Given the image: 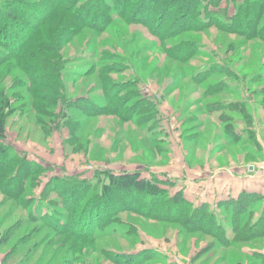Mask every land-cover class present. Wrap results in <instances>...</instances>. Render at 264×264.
Listing matches in <instances>:
<instances>
[{"label":"rangeland","instance_id":"1","mask_svg":"<svg viewBox=\"0 0 264 264\" xmlns=\"http://www.w3.org/2000/svg\"><path fill=\"white\" fill-rule=\"evenodd\" d=\"M21 1L0 0V5L10 11L12 5ZM240 2L219 0L218 8L209 9L225 11L231 17ZM261 14L264 17V6ZM70 41L61 47L67 68L64 84L68 97L87 95L101 101L103 93L95 89L99 79L80 75L105 51L126 64L123 74L111 78H136L137 89L155 107L157 116L149 126L139 128L136 120L125 121L114 115L87 117L72 111L69 115L82 125L72 131L61 122L56 123L47 138L40 128L34 127L32 114L30 122L25 120V113L18 121L16 115L11 117L3 132V142L25 153L28 161L43 170L27 195L30 203L27 210L19 206V199L0 196V239L18 224L0 248V264H134L140 260L143 264H264V237L219 246L215 237L205 233L186 232V228L176 223L123 212L115 216L118 225L114 224L107 233H98V239L92 241L29 220L28 212L39 206L40 216L46 217L52 211L62 218L68 215L61 206L63 201L47 187L50 181L73 177L91 181L96 172L114 175L137 172L145 180L156 177L157 183L161 181L160 188L169 196L182 193L190 201L187 194L190 192L193 197L190 203L207 204L217 212L216 220L220 222L230 221V217L221 213L218 205L243 193L262 196L257 205L264 206L263 39H245V35L216 27L186 32L177 36L175 42L194 44L201 54L182 63L165 55L159 40L144 27L120 21H115L98 37L87 35ZM91 44L96 52L88 48ZM209 66L226 68L230 76L217 75L201 82V77L192 79ZM219 82L225 85L219 87L222 92L205 96V87ZM8 83L7 80L3 84L5 91ZM132 103L133 100L129 105ZM227 104H233L227 112L208 111L212 105ZM152 123L155 127H151ZM148 128L151 130L147 131ZM232 131L234 140L242 134L243 140L238 144L227 143L225 139V133ZM244 144L253 150L243 148ZM207 185L210 187H203ZM44 191L46 195L41 201ZM84 201L78 202L79 209ZM80 211L74 214V219ZM257 215L258 209L248 221L258 218ZM226 231L230 239L229 228ZM22 236L30 244L17 246L5 261L9 249ZM63 241L67 244L59 245ZM29 248L33 251L25 255ZM113 257H117V262Z\"/></svg>","mask_w":264,"mask_h":264},{"label":"trees","instance_id":"2","mask_svg":"<svg viewBox=\"0 0 264 264\" xmlns=\"http://www.w3.org/2000/svg\"><path fill=\"white\" fill-rule=\"evenodd\" d=\"M218 5L219 0H22L12 5L10 11L5 5H0V196L19 199V206L27 210L30 204L27 195L34 189L36 177L43 170L39 165L28 161L25 153L3 142V132L11 117L16 115L18 121L25 113V120L30 122L32 114L34 127L36 125L40 128L43 136L47 138L56 123L61 122L72 131L75 126L82 125L69 115L68 112L72 111H78L87 117L114 115L125 121L136 120L139 128L149 126L157 116L155 107L137 89L139 82L136 78H111L123 74L126 64L109 56L105 51L100 52L98 61L80 75L96 76L99 79L95 89L102 91L101 101L87 95L68 97L64 84V72L67 68L61 47L78 37H98L115 21L144 27L159 40L165 55L179 63L190 61L201 54L200 48L194 44L175 42L177 36L186 32L216 27L225 32L245 35V39L264 40V17L261 14L264 0H242L234 4L237 7L231 17L225 11L214 12L209 9H216ZM251 20L253 23H250ZM171 41L175 43L169 44ZM94 47L93 44L88 46L96 52ZM217 75L228 77L230 73L226 68L209 66L192 79L201 77V82L204 78H214ZM7 80L9 83L5 91L3 84ZM220 86L225 87L220 82L205 87V96L222 92ZM132 100V105H129ZM231 106L233 104L212 105L208 111L212 114L227 112ZM236 107L238 108L237 104ZM153 126L155 127V123H152L151 127ZM226 134L227 132L224 138L227 143L238 144L243 140L242 134L235 140L231 139L233 131ZM243 148L249 151L251 149L249 144H244ZM160 182L159 180L157 183L156 177H151L150 180L141 179L137 172L119 175L96 172L91 181L75 177L55 179L47 187L63 201L61 206L68 215L62 218L52 211L46 217L40 216L37 214L39 206L33 212H28L29 220L38 221L60 233L66 232L92 241L98 239V233H107L106 230L114 224L118 225L115 216L123 212L154 221L176 223L186 228V232L205 233L215 237L219 246L264 237V206L257 205L262 196L243 193L236 199L221 202L218 208L221 206V213L229 216L230 221L220 222L216 220L217 212L207 204L194 206L182 193L169 196L168 192L160 188ZM41 195L43 201L46 191ZM80 200L85 201L79 209L77 204ZM250 200H253L252 203ZM256 209L258 218L249 222L248 218L253 217ZM78 210L81 211L74 219ZM70 222L72 225L68 226ZM17 228L18 224L8 229L4 237L1 236L0 248ZM226 228L231 232L230 239ZM25 236L9 249L5 261L17 246L22 248L30 244L23 239ZM64 244L67 241L59 245ZM31 251L33 248H29L25 255ZM113 258L117 262V257ZM24 261L25 259L20 263ZM134 264H143V261Z\"/></svg>","mask_w":264,"mask_h":264},{"label":"crops","instance_id":"3","mask_svg":"<svg viewBox=\"0 0 264 264\" xmlns=\"http://www.w3.org/2000/svg\"><path fill=\"white\" fill-rule=\"evenodd\" d=\"M211 179V178H210ZM209 179V180H210ZM258 184V183H257ZM212 186V185H211ZM203 187H205V188H209L210 187V185H207V186H203ZM204 189V188H203ZM187 194H188V198H189V200H190V202H192L193 203V197L191 198V195H189V194H191L190 192H187ZM219 196H221V195H219ZM231 196H234V195H232L231 194ZM209 201V200H208ZM204 202H207V200H204Z\"/></svg>","mask_w":264,"mask_h":264},{"label":"built area","instance_id":"4","mask_svg":"<svg viewBox=\"0 0 264 264\" xmlns=\"http://www.w3.org/2000/svg\"><path fill=\"white\" fill-rule=\"evenodd\" d=\"M263 163H264V161H263Z\"/></svg>","mask_w":264,"mask_h":264}]
</instances>
